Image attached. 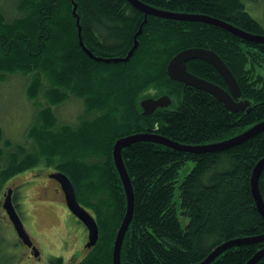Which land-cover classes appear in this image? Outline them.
Wrapping results in <instances>:
<instances>
[{"label":"trees","instance_id":"obj_1","mask_svg":"<svg viewBox=\"0 0 264 264\" xmlns=\"http://www.w3.org/2000/svg\"><path fill=\"white\" fill-rule=\"evenodd\" d=\"M73 1L87 49L103 58L126 56L144 13L127 0ZM140 1L162 10L208 15L264 34V26L249 14L243 0ZM11 8L18 14L8 17L0 10V74L35 72L27 93L37 98L41 92L47 103L28 128L27 138L34 142L31 150L19 144L10 150L0 145V161H5L0 164V176L7 179L36 162L46 167L53 164V169L68 165L76 180L69 176L77 199L87 205L99 227V240L79 264H112L114 237L126 209L112 158L116 139L155 127V133L178 143L206 144L228 139L264 120V76L257 72L264 65V43L241 39L210 24L147 15L129 60L107 63L95 61L80 47L71 0H17ZM187 47L218 53L252 108L229 112L209 93L169 79V60ZM187 68L224 84L206 61L190 60ZM165 82L177 87V103L143 116L141 89ZM70 96L83 103L84 116L76 124L59 122L52 110ZM2 134L0 129V138ZM3 145L11 143L6 140ZM121 153L134 193L121 264H198L226 241L264 235V218L250 187L252 169L264 156V130L220 151L190 153L138 141ZM84 155L95 156L86 172L88 182L94 180L88 186L89 196L78 195L80 190L85 192L86 184L80 190L75 184L83 166L72 168L86 165L79 158ZM187 161L194 165L177 184L179 169ZM101 176H106L109 192L99 181ZM258 186L264 202V169ZM176 192L179 200H175ZM178 211L188 217L184 226ZM263 247L264 240L232 246L209 264H245ZM256 264H264V257Z\"/></svg>","mask_w":264,"mask_h":264},{"label":"water","instance_id":"obj_2","mask_svg":"<svg viewBox=\"0 0 264 264\" xmlns=\"http://www.w3.org/2000/svg\"><path fill=\"white\" fill-rule=\"evenodd\" d=\"M72 1V15L76 19L77 25V34L78 42L82 50L95 61L103 62H126L129 60L134 50L138 46L137 36L142 31V24L147 21V15H152L162 19H171L177 21H186V22H199L210 24L221 29L228 31L229 33L247 40L256 43H264V34H253L242 28H239L231 23H228L224 20H220L208 15L197 14V13H181L174 11L162 10L150 5L143 3L140 0H127L133 7L142 11L145 15L142 24L140 25L138 31L134 35V44L127 52L124 57H115V58H103L100 56H95L91 53L87 47L84 45L81 38V26L79 24V16L76 13V3ZM190 60H203L211 64L218 74L222 77L224 83L227 85L228 91L218 84L207 80L205 78L199 77L187 68V62ZM166 72L169 79L183 83L185 86L200 89L214 96L229 112H243L249 111L252 108V102L248 98H243L241 95V89L239 84L229 69L225 64L223 59L215 51L203 48V47H187L171 57L169 60ZM171 103V98L168 95H161L157 98L149 97L142 99L140 101V107L142 109L141 114L143 116L151 115L157 108H167ZM264 130V120L258 122L244 131L221 141L206 143V144H196L188 145L178 143L167 137L155 133V127L150 128L145 132L133 133L130 135L122 136L115 140L112 146V158L114 165L119 174L126 199V209L123 215V218L119 224V227L116 231L114 237L113 246H112V264H121V248L122 243L125 237V234L128 230V227L133 218L134 211V193L133 187L130 180V177L125 168L123 159H122V149L128 147L132 143L138 141H151L154 143L165 145L169 148H172L177 151H184L190 153H203L206 151H220L226 149L230 146L242 143L243 141L251 138L252 136L260 133ZM264 169V156L260 158L254 165L251 177H250V187L253 200L255 202L256 208L264 218V202L260 194L258 179ZM50 177L55 178L60 184L64 192L66 206L69 211L76 216L78 220L86 227L87 230V242L85 244L86 248H91L96 245L99 240V227L94 216L82 206L76 195V191L72 181L69 177L61 172H54L50 174ZM12 190L8 188L4 194L2 201V208L5 210L6 215L8 216L15 232L22 240V242L31 247L33 250V255L38 256V250L35 246L32 245L30 236L26 232L23 223L13 205L11 199ZM264 235L256 237H246V238H237L226 241L225 243L217 246L215 249L209 253V255L198 264H209L215 257H217L225 249L236 246L243 243H254L258 241H263ZM264 257V247L258 250L245 264H256L260 259Z\"/></svg>","mask_w":264,"mask_h":264},{"label":"rangeland","instance_id":"obj_3","mask_svg":"<svg viewBox=\"0 0 264 264\" xmlns=\"http://www.w3.org/2000/svg\"><path fill=\"white\" fill-rule=\"evenodd\" d=\"M16 1L0 0V10L8 13V17L17 15V11L11 8L12 4L16 3ZM243 1L249 14L264 26V0ZM257 72L264 76V65L258 68ZM33 73L15 72L0 74V129L3 133L0 138V145L6 150L14 149L13 146L18 144L27 150H31L34 144L31 139L27 138V131L35 120L37 112L47 101H45L41 92L37 98L30 97L29 93H27L32 84ZM46 78L45 73H41V79L46 80ZM173 85L165 82L145 86L140 91L139 102L149 97L157 98L160 95H169L171 99L175 97L173 101L171 100L172 105L170 104L173 107L177 103L178 98V94L174 93L177 87ZM125 91L127 92V89H124ZM52 110L59 122L76 124L79 117L84 116L83 103L74 96H70L58 105H53ZM6 140L11 143V146L3 145ZM93 157L95 156L84 155L83 158L79 157L86 161V165L72 167L79 170L81 168L78 167L83 166L80 171H77V174L80 173L79 175H82V178L79 177L77 183H75L78 185L79 190L81 186L86 184L85 192L81 193L80 190L79 196H89L88 186L94 180L92 179L89 183V175L86 172L90 170V164L94 163ZM4 162V160H1L0 164L4 165ZM193 165V161H187L179 169L177 184L191 170ZM44 166L45 163L38 164L36 162L31 168L17 172L7 179H2L0 176V264H53L52 262L56 258H61L65 262L64 264H66L74 251H82L81 248L86 239V232L83 227L77 221L76 223L73 221L70 211L66 209L63 202H54L49 196L41 198L38 182L31 180V170ZM51 166L53 167V164ZM59 167L68 176L74 177V174L71 173L73 171L69 169L68 165ZM18 174H21V176H18ZM73 180H75V177ZM99 181H101V184L107 186L105 184L106 176H101ZM11 185H21L18 201L20 208L23 210L24 219L32 234V238L40 247V262L27 257L24 248L16 243L12 226L5 215L4 209L1 207L3 193L6 191V187ZM107 190L109 192V185L107 186ZM175 200H179L177 192L175 193ZM82 206L87 207L85 204ZM87 210L89 211V209ZM178 217L182 226L186 225L188 217L183 216L180 211H178Z\"/></svg>","mask_w":264,"mask_h":264},{"label":"flooded vegetation","instance_id":"obj_4","mask_svg":"<svg viewBox=\"0 0 264 264\" xmlns=\"http://www.w3.org/2000/svg\"><path fill=\"white\" fill-rule=\"evenodd\" d=\"M216 84H218L219 86L223 87L225 90L228 91L227 85L225 83L224 84L216 83ZM58 171H61V170H59V169H52L51 167H46V166H44L42 168H35V169H32L31 170V172H32V176H31L32 179L31 180L33 182H38L41 198L48 197L49 196V198H51L52 200H54V202H63L65 204L66 209H68V207L66 206L65 196H64V192H63V189L61 187V184L55 178L50 177V174L51 173L58 172ZM18 176H21V174H18ZM69 179H70V177H69ZM25 182H27V181H25ZM25 182H23V183H25ZM20 187H21V185H18V186L17 185H11V186L6 187V188L7 189L8 188H11V190H12L11 199H12L13 205H14V207H15V209H16V211H17V213H18V215H19V217H20V219H21V221L23 223V226H24L26 232L30 236V239L32 241V245L35 246L37 248V250H38V253H39L38 256H34L33 255L32 248L29 247V246H27V245H25L22 242V240L19 238V236L17 235V233L15 232V230L12 227V229H13V235H14V238L16 240V243L18 245H21L24 248V250H25V252L27 254V257L32 258V259H35L36 261L40 262L41 261L40 247L36 244V242L32 238V234L30 233V231H29V229H28V227L26 225L25 219H24L23 210L20 208V203L18 201ZM7 189H6V191H7ZM5 192L3 193V198H4ZM1 207H2V205H1ZM68 211H69V209H68ZM5 215H6V213H5ZM70 216L73 219V221L75 223L77 221L78 224H80V226H82L83 229H84V231L86 232V234H85L86 239H85L84 242L82 241L83 242V247L81 248L82 251H74L73 254L71 255L70 259L66 263V264H79L81 262V260L83 259V257L87 254V252L92 247L91 248H86L85 247V244L87 242V230H86V227L72 213L70 214ZM6 217H7V215H6ZM53 262H58V264H64L65 263L61 258H56V259L53 260Z\"/></svg>","mask_w":264,"mask_h":264}]
</instances>
